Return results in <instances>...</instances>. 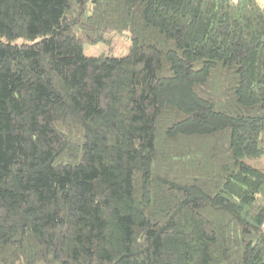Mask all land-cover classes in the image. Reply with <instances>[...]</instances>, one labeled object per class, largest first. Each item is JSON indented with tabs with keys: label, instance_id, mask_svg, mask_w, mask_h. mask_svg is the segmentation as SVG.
<instances>
[{
	"label": "trees",
	"instance_id": "trees-1",
	"mask_svg": "<svg viewBox=\"0 0 264 264\" xmlns=\"http://www.w3.org/2000/svg\"><path fill=\"white\" fill-rule=\"evenodd\" d=\"M0 264H264V3L0 0Z\"/></svg>",
	"mask_w": 264,
	"mask_h": 264
},
{
	"label": "rangeland",
	"instance_id": "rangeland-1",
	"mask_svg": "<svg viewBox=\"0 0 264 264\" xmlns=\"http://www.w3.org/2000/svg\"><path fill=\"white\" fill-rule=\"evenodd\" d=\"M264 3V0H258ZM130 34L126 31L123 33H113L107 36L105 42L96 45H86L85 54L88 56H110V57H123L130 49Z\"/></svg>",
	"mask_w": 264,
	"mask_h": 264
}]
</instances>
